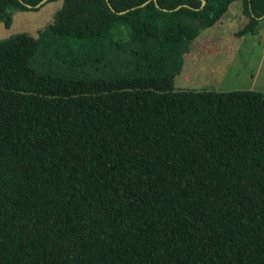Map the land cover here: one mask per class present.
<instances>
[{"label":"trees","instance_id":"obj_1","mask_svg":"<svg viewBox=\"0 0 264 264\" xmlns=\"http://www.w3.org/2000/svg\"><path fill=\"white\" fill-rule=\"evenodd\" d=\"M226 18L264 0H62L0 38V264H264V91L174 87Z\"/></svg>","mask_w":264,"mask_h":264},{"label":"rangeland","instance_id":"obj_2","mask_svg":"<svg viewBox=\"0 0 264 264\" xmlns=\"http://www.w3.org/2000/svg\"><path fill=\"white\" fill-rule=\"evenodd\" d=\"M62 0H51L36 11H13L12 22L9 26L0 23V38H5L17 32H25L37 36L38 30L52 21ZM242 26L238 20L226 18L217 25L203 30L193 40V49L189 46L192 57L184 62L183 71L175 76L176 89L202 88L211 90L254 89L264 91V20L260 21L255 34H244L231 37V32ZM223 34L225 38L215 40L207 35ZM211 37V36H209ZM225 39V40H224ZM204 44L217 42L216 51L204 52ZM224 43H230L226 48ZM215 48V47H214ZM187 53V54H188ZM187 57V58H188Z\"/></svg>","mask_w":264,"mask_h":264},{"label":"crops","instance_id":"obj_3","mask_svg":"<svg viewBox=\"0 0 264 264\" xmlns=\"http://www.w3.org/2000/svg\"><path fill=\"white\" fill-rule=\"evenodd\" d=\"M222 35H223V34H222ZM224 37H225V36H224ZM224 40H225V39H224ZM224 45H230V43H224V44H223V47H224V48H226L227 46H224ZM186 55H187V56H186V58H187V57H188V55H189V53H188V54H186ZM192 57H195V55H193ZM192 57H188V58H187V59H188V61H189V60H191V58H192ZM187 59H185V61H186ZM184 66H185V65H184ZM181 74H182V73H181Z\"/></svg>","mask_w":264,"mask_h":264},{"label":"water","instance_id":"obj_4","mask_svg":"<svg viewBox=\"0 0 264 264\" xmlns=\"http://www.w3.org/2000/svg\"><path fill=\"white\" fill-rule=\"evenodd\" d=\"M46 0H42L40 3H38L36 6H40L42 3H44ZM156 2V0H154ZM27 7H30V5H26ZM178 6H176L175 8H177ZM125 11L123 12H119V13H124Z\"/></svg>","mask_w":264,"mask_h":264}]
</instances>
